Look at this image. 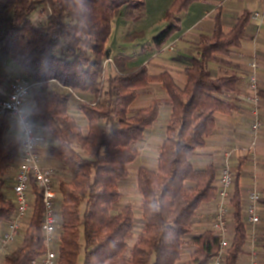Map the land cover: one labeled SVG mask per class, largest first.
Wrapping results in <instances>:
<instances>
[{
  "label": "trees",
  "instance_id": "trees-1",
  "mask_svg": "<svg viewBox=\"0 0 264 264\" xmlns=\"http://www.w3.org/2000/svg\"><path fill=\"white\" fill-rule=\"evenodd\" d=\"M203 1L173 0L165 16L167 25L151 39L154 48L162 49L181 30L180 14ZM123 6L130 11L129 20L144 17L141 0H0V55L13 59L25 77L36 84L57 81L95 97L94 104L83 101L79 106L88 121L85 132L70 113V94L53 91L44 96L31 88L33 115L44 123L56 142L50 154L71 174L69 180L59 183L62 230L58 264H79L83 251V264H208L219 250L220 239L210 229L197 235L192 229L200 206L216 198L219 168L214 164L198 168L193 158L213 135L216 113L231 114L237 109L230 94L240 80L237 73L214 77L208 64L222 63L224 56L242 46L247 28L252 25V13L243 10L227 31L223 9L218 8L212 33L200 35L197 55L183 71L184 85H179L168 71L154 74L146 65L128 67L130 56L120 54L114 57L117 72L109 75L103 90L112 21ZM38 7L50 11L40 26L31 19ZM135 9L139 13L133 14ZM143 36V31H134L125 41ZM6 78L0 74V84ZM151 83H161L165 89V103L171 114L157 168L138 169L143 225L129 248L127 240L133 236L135 226L132 207L124 206L115 214L112 210L122 196L119 183L129 177V165L139 156L136 143L160 116L163 102L157 99L146 107L132 108ZM259 95L264 101V89ZM7 125V118L1 117L0 228L14 216L15 202L5 188L8 189L7 173L20 152L17 140L4 142ZM239 173L240 166L233 192L234 237L226 264H238L249 238ZM33 191L36 198L22 241L3 255L0 264H31L46 250L41 228L42 194L34 183ZM260 202L264 206V197ZM184 245L195 247L187 260L182 259ZM262 247L264 252V239Z\"/></svg>",
  "mask_w": 264,
  "mask_h": 264
},
{
  "label": "rangeland",
  "instance_id": "rangeland-1",
  "mask_svg": "<svg viewBox=\"0 0 264 264\" xmlns=\"http://www.w3.org/2000/svg\"><path fill=\"white\" fill-rule=\"evenodd\" d=\"M141 1L144 4V9L141 11L144 16L142 19L137 21L129 20L128 14L130 13V11L126 6H123L120 9V12L114 17L112 21V33L114 34L113 35L111 34L108 41L110 42V44L107 45L105 52L104 74H103L104 76L102 78V83L104 85L103 90L107 88L106 81L109 75L117 72V68L114 62V57L116 54L118 55L123 54L130 56L132 65L148 64L150 67L148 65L146 66H148L152 71V73L154 74H159L163 71H168L174 76V78L177 80L178 83H180V85H184L186 82V76L183 73L184 71L183 69L189 67L193 60L192 57L194 58L197 55V47L200 42V35L201 34L210 35L212 33L213 24H214L213 19L218 11V8L222 7L223 9L225 29L228 31L236 23L237 17L243 12V10L249 9L253 15V12L258 10L257 9L258 7L255 4V2H260L259 0H217L218 2L214 3L212 10L204 14L203 17L198 21V23L186 33L185 42L188 48L190 49V54L187 57L188 59L187 58L180 59L181 61H185V62H180V63L178 62L179 63L178 64L177 62L173 61L174 59H178L176 55L177 51H175L174 49L175 46L170 45L166 49L157 50L154 48V45L151 40L154 35L159 33L165 27V25H167L168 21L165 19V16L173 0H141ZM222 3L223 5H221ZM139 11L140 10L135 9L133 14H137L139 13ZM49 13L50 11L45 12L43 11L42 7H38V9L34 11V13L31 15V19L33 23L37 26L44 25ZM178 17L182 18L181 15H179ZM196 21L197 20H193L190 22L192 24L189 25L187 24L185 30H188L190 27H192L193 23H195ZM134 31H143L144 36L142 38L136 39L133 42H126L125 38ZM254 58L257 59L259 65L261 64V61L264 62V23L261 25L252 24L248 26L245 39L242 42V46L238 49H234L233 53L230 56H224L222 59V63L219 64L215 62H210L208 64V68L212 71L214 77H218L220 75H224L227 73H237L238 75H240V79H241L243 74L246 75L245 74L246 64L247 63L249 64V62ZM163 60L166 63L170 61L174 63L173 65L166 66ZM14 64L17 67H15ZM14 67L17 68L18 70L16 73L14 71ZM167 69H170V71ZM0 74L6 75L7 77L5 81L0 85H3L6 81L10 83V81L13 78H16L18 76L26 78L21 70V67L18 66V64L15 61H13V59L2 55H0ZM249 74H250V68L246 77H248ZM258 77L260 78L259 82H261L259 84V91H260L261 89H264V68L261 69L260 73L258 74ZM26 79L31 84V88L38 89L41 92V94L44 96H48L49 93L53 91L70 94L71 96L70 113L76 118L78 124L82 127V129L85 132L88 130V121L85 115L79 110V106L83 101H85L86 103L94 104L95 97L91 93L88 92L89 97L87 98L82 96L80 94V91L71 90L67 87H64L61 84H59L57 81H51L45 85H39L31 81L29 78ZM259 91H258V98L260 104L261 101L262 102L264 101L260 97ZM250 94L252 93L249 90L248 95ZM166 98H167V93L162 88L160 83H152L148 87L143 89L138 99L132 104L133 109H138L148 106L153 99H157L163 102L159 118L155 121L154 125L151 128L146 130L143 139L139 140L136 143V147L139 151V156L134 162H132L129 165L130 167L129 177L125 180H122L119 183L122 196L117 202L113 204L112 214L117 213L118 210H120L122 207L127 205L131 206L134 212L135 226H134L133 236L127 240L129 248H131L133 244L136 242L139 234L141 233L142 225H143V216L141 210V195L139 194L137 188L138 169L142 166L151 169L156 168L159 151L162 142L165 138L167 122L171 114L170 106H168L165 103ZM27 101H28L29 109L32 107L33 110L34 99L32 97L31 90L26 102ZM26 102H25V108H26ZM32 110H25V111L35 131L41 135H44L45 133L46 134L45 136H47L48 140H50L52 143L51 144L48 141L45 145H43L42 150L41 151L39 150V153L42 156L43 164L45 166L51 167L54 170V186H56V188L59 189L57 190V192L59 193V197L56 201L57 202L56 206L58 212L60 213L62 194L59 188V183L64 180L65 181L69 180L71 178V174L59 160L54 159L51 156L50 149L53 145L56 144V142H54L53 139L49 136L48 132L45 129L44 123L41 120H38L36 117H34ZM7 120H8V125L6 126L4 133L5 144H8L9 142L12 141L11 140L7 142L5 139V134L7 128H9V124L11 123V121L14 122L13 118L11 117H8ZM14 125L15 128L13 130V134H15V139L13 140H17L20 143L18 137L19 130L17 125L16 124ZM233 129L234 127H231L230 129L228 128L227 131L223 133L219 132V134L221 135L220 137H222L220 140L221 143L220 145L216 146L215 150L212 151V153L216 152L217 158L220 159L223 153L226 151H230L232 149L239 150L240 155L242 156L236 161V163L238 165L240 164L241 166L242 165L244 166L249 164V162H253L255 165L256 164L258 165L256 167L258 169L253 168L248 173V175L253 178V181H255V183L264 192V158L261 159L260 158L258 159V157L256 158V153L257 154L262 153L264 156V149L262 151L257 144L255 146H251L249 144L247 145V148L244 147L245 149H243L242 146L238 144L239 142L234 140L233 134L235 133L234 132L235 129L234 130ZM214 140H216V137L214 138ZM244 151H247L248 153H245ZM43 156H44V160H43ZM211 161L213 162L212 158L210 159V162ZM215 164L219 168L218 161ZM238 165L234 167V169L236 168L235 170L237 171H238L237 169ZM240 170L242 171L241 174L243 175L245 174L244 171L247 169L241 167ZM9 172L10 171H8L7 175L9 174ZM5 193L8 196L12 194L11 191L6 188H5ZM35 198L36 195H34V197L33 196L31 197L32 209L34 207ZM84 206L85 204H83V209ZM260 208H261V216L263 218V221H261V223L254 228L255 238L249 236L248 241L251 243L252 247H255L256 249L258 247L257 249L259 250L258 258L261 264H264V252L262 247L263 239H264V206L261 204V202H260ZM31 213L27 218L28 225L31 218ZM205 220L207 222L211 221L210 218H207ZM230 221L233 224L232 216L230 218ZM3 228L4 227H1L0 230ZM26 228L22 230V234L24 233ZM209 229H210L209 224H205L202 227V229L199 228L198 231H196L195 229L192 230L196 232L193 234L197 235L198 234L197 232H199L200 230H202L203 232ZM248 229L250 230L252 228L249 226ZM61 230H62V226H59L58 241H57L58 245L61 241ZM210 230H212V228ZM22 238L23 236H21L19 240H22ZM19 243L15 242L14 246L16 247L17 245H19ZM14 246H12V248L10 247L11 249H9V251L14 250ZM194 249L195 247L193 245H184L182 259L183 260L189 259L190 254ZM83 260H84V251L79 256L78 263L83 264ZM2 261L3 259L0 260V263Z\"/></svg>",
  "mask_w": 264,
  "mask_h": 264
},
{
  "label": "built area",
  "instance_id": "built-area-1",
  "mask_svg": "<svg viewBox=\"0 0 264 264\" xmlns=\"http://www.w3.org/2000/svg\"><path fill=\"white\" fill-rule=\"evenodd\" d=\"M262 8L253 12L251 23L261 25L264 23V0H259ZM250 74L248 75L249 90L252 94L240 96L252 105L255 121L251 133L253 141L251 146L256 145V136L263 126V120L259 110V63L254 58L249 62ZM31 84L26 78L18 76L9 83L8 91L0 95V117H11L18 127L20 152L18 154V170L14 179L13 200L15 212L12 220L8 221L7 229L0 233V260L10 249L11 244L20 236L22 230L28 226L27 218L31 208V197H34L33 183L40 189L43 201L42 232L44 236L45 252L32 260L31 264H58V228L61 225L57 210L59 193L54 186V170L45 166L39 153L41 146L48 141L47 136L37 133L27 117L25 102L29 97ZM234 155H240L239 150L232 149L224 153V160L217 180V195L213 210L212 231L219 237L220 245L208 264H226L227 250L231 245L228 237L229 222L234 212L233 188L236 177L232 165ZM263 191L254 187L247 195L248 202L244 205L243 212L245 221L252 229L248 230L250 237L255 238L254 228L262 221L260 200ZM251 258L247 264H261L258 251L252 247Z\"/></svg>",
  "mask_w": 264,
  "mask_h": 264
},
{
  "label": "crops",
  "instance_id": "crops-1",
  "mask_svg": "<svg viewBox=\"0 0 264 264\" xmlns=\"http://www.w3.org/2000/svg\"><path fill=\"white\" fill-rule=\"evenodd\" d=\"M216 2H218V1L217 0H205L203 2H197V3L192 4L187 12H184V13L180 14L181 17H182V18H180L181 19V30L178 31L176 34H174L171 37V39L162 48V49H166L170 45L175 46L174 49H175V51H177L176 55H177L178 59H174L173 61H175L177 63L178 62L179 63L180 62H185V61H181L180 59L187 58L189 56V54H190V49L188 48V46L186 45V42H185L186 33L189 30H191L198 23V21L203 17L204 14H206V13H208V12H210L212 10L213 5ZM255 4L257 5V7H258L257 9L258 10H260L262 8L260 2H255ZM221 5H223V3ZM224 10H225V8H224ZM193 20H197V21L195 23H193L192 27H190L188 30H185L186 25L187 24L188 25L192 24L190 22L193 21ZM213 26H214V24H213ZM113 34L114 33H112V35ZM109 44H110V42H108L107 45H109ZM117 55L118 54H116L115 56H117ZM192 59H193V57H192ZM163 62H164V60H163ZM163 62H161V63H163ZM164 63H165L166 66H168V65H173L174 62L170 61V62H168L169 64L166 63V62H164ZM247 64L245 66V71H246L245 74L246 75L249 72V68H248ZM141 65H145V64L132 65L131 59L127 63L128 67H138V66H141ZM146 65H148V64H146ZM259 66L260 67H259L258 74L260 73L261 69L264 68V62L261 61V64ZM15 67H17V66L15 65ZM15 67H14V71L16 73L18 70ZM167 70L170 71V69H167ZM246 75L243 74L242 78L239 80V83L237 85V89L230 94L231 95L230 99L236 105L237 109L234 110L231 114L216 113V127H215V130L213 132V135L208 139L207 146H205L204 148L198 149L197 150V155L193 158V163H194V165L196 167L204 168L207 165L212 164V163L214 165H216L215 163H217V161H218V163H219L218 166L220 168L219 170H221V166L223 164V158H224V153L225 152L223 153V155L221 156L220 159L217 158V153L216 152L212 153V151L215 150L216 146L220 145V143H221L220 140H221L222 137H220L221 135L219 134V132L223 133V132L227 131L228 128L230 129L231 127H234V129L236 130L235 131L233 129L234 132H235L233 134L234 140L239 142L238 144H240L243 149H245L244 147L247 148V145L251 144V142L253 141V134L251 133V129H252L253 122L255 121V115L253 113L252 105L250 103H248L246 100L244 101V99L240 98V96H239V95L247 96L248 93H249V83H248V77H246ZM259 81H260V78H259ZM176 82H177V80H176ZM260 83L261 82H259V84ZM178 84L180 85V83H178ZM160 85H161V83H160ZM8 88H9L8 81H6L3 85H0V95L3 96L8 91ZM260 88H261V86H260ZM80 94L82 96H84V97H87V98L89 97V93L88 92L80 91ZM167 99H168V95H167L166 100ZM26 110H32V107L29 109L28 101L26 102ZM259 110H260L261 118L263 120V126L260 128V130H259V132H258V134H257V136L255 138H256V140H258V141H256V144L263 151V149H264V102H262V101L259 104ZM14 124L15 123L13 121H11V123L9 124V128H7V130H6L5 139H6L7 142L15 139V134H13V130L15 128ZM44 135H46V134L44 133ZM215 137H216V140H214ZM49 142L51 143V141H49ZM42 148H43V146H41L40 151L42 150ZM244 152L248 153L247 151H244ZM243 155H246V154H243ZM241 156L242 155H239V157H238V155H234L233 156V158H232L233 167H236V165H238L236 163V161ZM257 157H258V159L259 158L260 159L264 158L262 153H259V154L256 153V158ZM211 158L213 159V162L211 161L212 163L210 162ZM43 160H44V156H43ZM239 166H240V169H241V167L247 169V170L244 171L245 174L242 175L241 174L242 173L241 170H240V173H239L240 193H241L242 200H243L242 201V207L244 208V205L248 202L247 195H248L249 191L252 190L256 186L259 187L255 183V181H253V178L248 175V173L253 168L254 169H258V168H256L258 165L257 164L255 165L253 162H249V164L244 165L245 167L243 165L241 166L239 164L237 166V169L239 168ZM156 168H157V165H156ZM155 169H153V170H155ZM17 170H18V157H16V159L14 160V166H13V168L10 170V172L8 174V184L7 185H8V189L12 193L10 195V197H12V198H13L12 187H13V184H14L15 176L17 174ZM235 171L237 172V170H235ZM219 174H220V172H219ZM217 180L215 181V186L217 184ZM233 191H234V188H233ZM214 206H215V199L213 201H211V202L203 203L200 206V208L197 211V215L195 217V222L193 224V229L198 231L199 228L202 229V227L205 224H209L210 229L212 228ZM207 218H210L211 221L207 222L205 220ZM262 221H263V218H262ZM2 227H4V228L0 230V233L4 232L7 229L8 223L4 224ZM192 233H196V232L193 231ZM197 233L198 234L202 233V230H200ZM21 236H23V234H20V236L11 244V246H10L11 248H12V246H14L15 242L19 243V242L22 241V240H19V238ZM228 237H229L230 241L232 242V239L234 237V222L232 224L231 221L229 222ZM16 247L14 246V249ZM257 249H258V247H257ZM252 250H253V248L251 246V243L247 240V243L245 245V251H244L243 254L240 255L238 264H247V262L251 258V251ZM257 251H258V254H259V250H257Z\"/></svg>",
  "mask_w": 264,
  "mask_h": 264
}]
</instances>
